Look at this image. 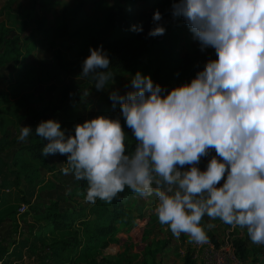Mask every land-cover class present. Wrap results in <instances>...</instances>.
<instances>
[{
    "label": "clouds",
    "instance_id": "1",
    "mask_svg": "<svg viewBox=\"0 0 264 264\" xmlns=\"http://www.w3.org/2000/svg\"><path fill=\"white\" fill-rule=\"evenodd\" d=\"M171 13L217 59L171 91L137 71L125 92L110 93L132 130L133 151H126L121 119L98 116L75 125L74 134L57 120L41 121L35 135L47 141L42 156H66L61 171L88 182L87 202H111L126 187L141 198L154 196L159 223L177 239L183 233L207 243L201 226L207 215L245 228L253 244L264 245V0H173ZM162 18L156 10L150 37L165 34ZM130 30L144 29L138 23ZM89 51L80 76L103 90L110 57L103 45ZM32 133L22 126L17 139L26 142ZM210 150L216 155L202 171L198 165Z\"/></svg>",
    "mask_w": 264,
    "mask_h": 264
},
{
    "label": "rangeland",
    "instance_id": "2",
    "mask_svg": "<svg viewBox=\"0 0 264 264\" xmlns=\"http://www.w3.org/2000/svg\"><path fill=\"white\" fill-rule=\"evenodd\" d=\"M81 3L84 7L79 13ZM127 4L136 10V24L144 25L160 10L153 0H0V264H46L51 239L43 236V225L37 219L49 206L64 211L72 206L74 194L84 199L87 194V181L62 173L67 166L65 156L46 157L48 166L34 173L29 171V158L15 164L21 147L40 141L35 129L41 121L57 120L62 127L65 122L84 123L98 116L119 117L127 134L125 144H133L132 130L120 111L107 107L106 94L125 92V85L137 71L151 75L155 83L171 91L191 83L193 66L200 65L202 71L209 59H217L214 49L201 51L187 24L178 20L165 26L164 35L156 36L150 56L142 64L121 76L112 74L105 89L98 91L90 77L80 76L82 63L90 56V48L113 35L109 9ZM58 54L66 59L65 70L57 68ZM67 89L71 91L64 110L55 115L42 111L60 100ZM22 126H31L33 131L26 142L17 139ZM11 171L21 173L18 188ZM29 174L31 177L25 176ZM83 182L84 191L77 192ZM154 203V196H137L130 204L131 212L138 217ZM104 212L103 206L87 210L88 218L102 220L104 225L96 229L95 248L84 264H104L105 259L142 264L144 256L150 257V264H183L186 253L201 255L206 249V243L197 244L183 233L177 239L168 225H146V219L130 233L114 232L104 220ZM152 216L158 221L155 211ZM209 224L213 227H207ZM201 226L207 237L212 235L224 243L230 225L205 215ZM77 234L66 232L61 237L74 242ZM241 234L244 236L246 229L237 226L233 235ZM261 246L248 241L247 264L254 260L264 264V254H256Z\"/></svg>",
    "mask_w": 264,
    "mask_h": 264
},
{
    "label": "trees",
    "instance_id": "3",
    "mask_svg": "<svg viewBox=\"0 0 264 264\" xmlns=\"http://www.w3.org/2000/svg\"><path fill=\"white\" fill-rule=\"evenodd\" d=\"M153 3L156 7H159V11L162 14V20L158 22L161 26L165 28L167 25H172L173 22L181 20L180 17H173L171 13L173 0H153ZM84 4L81 3L78 6L77 12L81 13L83 11ZM136 10H133L130 5H122L112 7L108 11V21L111 27L114 30L113 35L105 38L99 44H95L94 48H99L103 45V50L110 57V65L108 69L103 71H109L111 74H116L121 76L124 72H127L140 64H142L145 59L150 56L151 49L153 44L156 41V37H150L148 32L155 27L153 24V15L152 14L147 22L143 25V32L136 33L135 36H132L131 26L136 24ZM66 59L58 54L57 56V68L59 70H65ZM199 64V59H198ZM201 71V66H193L191 70L190 77L195 78L198 71ZM91 78V77H90ZM71 90L67 89L55 104H48L43 108L44 113L57 114L60 111L65 109L64 103L68 98L69 92ZM110 95L106 94V105L110 109H115L120 111V107L117 104L115 108L112 106V101L110 100ZM112 119H115L114 116H109ZM77 124H83L80 120H77L74 123H64L62 129H66L69 134H74V126ZM129 129V128H128ZM131 130V129H130ZM40 141L35 145H25L20 148L17 157L15 158V164L18 165L21 163L22 159L29 158V171L32 173L36 172L39 167H47L48 163L46 157L42 156V149L47 143L39 137ZM135 143L126 144V151L129 152L132 148L135 147ZM2 146L0 145V148ZM209 156L203 157L201 159L198 167L203 171L206 169L208 162L211 157L216 155L214 150H210L212 153ZM66 157V156H65ZM12 174H15V182L17 188L21 180V173L17 171H11ZM26 177H31V175H25ZM227 173L225 174L226 179ZM32 181V179H31ZM86 180H84L85 182ZM82 183L79 187L76 188L77 192L84 191L85 183ZM224 180H221L220 185L222 186ZM77 194H74L72 198V206L67 208L64 211L49 206L46 211L37 219V221L43 225L42 234L46 238H50V253L47 257L46 264H84L85 259L88 257L89 252L95 248L93 239L96 236V229L102 227L104 222L102 220H91L86 216L87 210L90 206H103L104 207V220L106 223L114 230V232H126L130 233L135 227L139 225L141 221L146 219V225H155L156 227L160 226L159 221L153 219L152 213L155 211V203L151 207L146 208L145 211L138 217H134L131 212L130 204L138 196V194L133 193L127 187L125 191L119 193L117 198H114L111 202L100 200L99 198L96 202L91 205L90 202H87L82 197H77ZM1 201V199H0ZM3 202V200H2ZM151 223V224H150ZM233 225H230L226 232L231 229ZM153 230V229H152ZM78 232L75 241L70 242L66 238H62L61 235L66 232ZM235 231V230H234ZM153 231H151L152 233ZM226 237V235H225ZM210 242L214 243L217 246L222 244V241H216L214 236H208ZM248 237L247 230L246 234L243 236L236 235L233 238V247L236 257L239 259L240 263L247 264L249 261V250H248ZM175 251L178 252V248H175ZM264 254V245L261 246L259 251H256V254ZM70 256V258L68 257ZM195 252H188L184 256L183 264H196L194 259ZM257 260V259H256ZM104 264H126L118 260H104ZM127 264H136V262H129ZM142 264H150V257L144 256ZM251 264H260L258 261H253Z\"/></svg>",
    "mask_w": 264,
    "mask_h": 264
},
{
    "label": "built area",
    "instance_id": "4",
    "mask_svg": "<svg viewBox=\"0 0 264 264\" xmlns=\"http://www.w3.org/2000/svg\"><path fill=\"white\" fill-rule=\"evenodd\" d=\"M236 228L237 226H233L226 232L224 243L220 246L207 242L201 255L199 252L195 253L196 264H240L233 247V238L236 237L233 232Z\"/></svg>",
    "mask_w": 264,
    "mask_h": 264
}]
</instances>
